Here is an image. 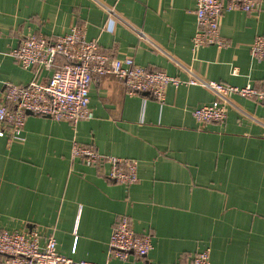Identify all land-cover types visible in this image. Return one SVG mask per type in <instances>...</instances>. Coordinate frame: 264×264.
I'll list each match as a JSON object with an SVG mask.
<instances>
[{
    "label": "crops",
    "instance_id": "0c3cea01",
    "mask_svg": "<svg viewBox=\"0 0 264 264\" xmlns=\"http://www.w3.org/2000/svg\"><path fill=\"white\" fill-rule=\"evenodd\" d=\"M195 8L196 0H0V78L47 81L52 69L24 68L10 52L29 35L55 38L80 25L110 57L263 87L264 59L252 58L250 46L264 34V0L253 11L223 13L225 47L193 48ZM214 98L199 84L169 86L164 102L130 95L107 72L90 85L92 118L74 125L29 114L23 141L0 136V230H37L42 244L54 236L58 251L74 259L144 264L108 256L125 216L137 233L153 236L154 264H189L207 247L213 264H261L264 102L233 94L224 122L201 124L193 111ZM75 141L137 160L138 181L125 185L108 176V164L72 159Z\"/></svg>",
    "mask_w": 264,
    "mask_h": 264
},
{
    "label": "built area",
    "instance_id": "2783aa9c",
    "mask_svg": "<svg viewBox=\"0 0 264 264\" xmlns=\"http://www.w3.org/2000/svg\"><path fill=\"white\" fill-rule=\"evenodd\" d=\"M259 5L260 0H196L197 27L193 48L228 46L227 39L220 31L223 13L235 9L253 11ZM110 12L114 13L112 9ZM10 53L24 68L37 66L53 70L47 81L34 80L27 85L0 78V136H10L16 141L25 139L23 131L29 114L68 120L74 125L80 120L92 118L90 85L96 76L107 72L123 80L128 94L145 92L159 102L165 101L169 86L202 85L215 98L211 103L195 108L193 115L198 122L206 125L226 120L233 94L264 102V86L256 87L250 83L238 86L209 80L190 68H187L189 77L182 78L162 69H148L139 65L131 55L110 57L101 51L96 39H87L84 27L80 25H74L70 32L55 38L41 33L29 35ZM250 53L255 60L264 59V34L255 37ZM71 157L82 159L91 166L108 164V176L125 185H132L139 179L137 160L104 154L92 145L75 141ZM153 247V236L150 233H137L130 220L123 216L111 234L108 256L121 260L136 256L144 264H154L148 258ZM0 254L3 256L0 264H101L60 253L54 236L48 237L42 244L39 231L34 229L0 230ZM189 264H213L211 249L207 247L198 252Z\"/></svg>",
    "mask_w": 264,
    "mask_h": 264
}]
</instances>
